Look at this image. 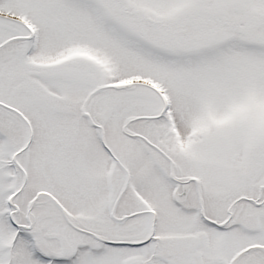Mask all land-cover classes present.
Segmentation results:
<instances>
[{
    "label": "snow or ice",
    "instance_id": "1",
    "mask_svg": "<svg viewBox=\"0 0 264 264\" xmlns=\"http://www.w3.org/2000/svg\"><path fill=\"white\" fill-rule=\"evenodd\" d=\"M0 264H264V0H0Z\"/></svg>",
    "mask_w": 264,
    "mask_h": 264
}]
</instances>
